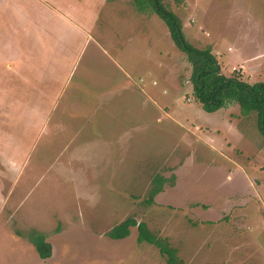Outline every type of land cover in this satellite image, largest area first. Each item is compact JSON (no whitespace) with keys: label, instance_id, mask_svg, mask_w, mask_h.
Listing matches in <instances>:
<instances>
[{"label":"rangeland","instance_id":"rangeland-1","mask_svg":"<svg viewBox=\"0 0 264 264\" xmlns=\"http://www.w3.org/2000/svg\"><path fill=\"white\" fill-rule=\"evenodd\" d=\"M122 3L13 2L19 24L46 45L29 57L67 60L55 80L25 68L14 86L0 84V264H166L137 242L135 226L122 239L106 235L127 217L166 237L183 264H264V136L254 115L235 103L204 111L165 22ZM162 3L188 43L211 47L222 73L264 81V0ZM166 59L173 67L160 66ZM155 174L166 181L147 204ZM31 231L46 236L49 257L22 236Z\"/></svg>","mask_w":264,"mask_h":264},{"label":"trees","instance_id":"trees-1","mask_svg":"<svg viewBox=\"0 0 264 264\" xmlns=\"http://www.w3.org/2000/svg\"><path fill=\"white\" fill-rule=\"evenodd\" d=\"M133 6L140 12L152 11L166 24L169 35L191 66L189 80L192 84V94L206 112H215L233 103L239 107L240 114H253L257 130L264 136V81L246 82L238 74L225 75L221 65L212 53L210 46L195 47L188 43L181 29L179 18L162 3V0H131ZM166 179L155 174L151 180V187L147 204L154 202V196L161 191ZM137 230V242H146L157 247L164 257L166 264H183L177 255V250L166 237L153 233L145 222H137L127 217L106 232L111 239H122L128 236L130 227ZM22 236L29 241L41 258L51 255V245L46 241L43 233L31 231Z\"/></svg>","mask_w":264,"mask_h":264},{"label":"crops","instance_id":"crops-1","mask_svg":"<svg viewBox=\"0 0 264 264\" xmlns=\"http://www.w3.org/2000/svg\"><path fill=\"white\" fill-rule=\"evenodd\" d=\"M14 1L15 0H0V69H3L1 61H3L4 59V62H5L4 68L7 70L6 74L4 73L0 74V84L3 85L4 81L6 80L8 84H10L11 86H14L18 82V80L21 79V76L26 75V73L24 72L25 68L28 70V73L30 75L29 77L36 75L35 77L39 81L46 82L47 80H50V79L52 80L57 79L56 77L60 74L62 70V64L59 62L61 60H67V57L65 58L62 55H59V56L53 55V52L52 54L46 53L44 59L40 63H39V60H36V57H35V56H40V54L37 53V54H34L35 55L34 57H29L30 56L29 54H31V52L33 51L32 48H34V51L35 50L42 51V50H46V45L45 43H43V40L39 38V36L36 33L34 34L32 33L33 36L31 35V27H29L25 23L22 26L19 24V9L20 8H18L17 4L16 5L13 4ZM117 1L121 5H124L122 3L123 0H117ZM25 13H26V10H25ZM139 13L141 17L144 16V18L148 19V15L145 12L139 11ZM21 16L23 20H26V18H28L27 13H26V17L22 13H21ZM62 16L67 21L72 22L69 18L65 17L63 14ZM162 34H164V32ZM165 34L167 38H165ZM165 34L163 38L167 39L170 44L169 38L171 37L169 35V31L168 33L166 32ZM111 35H112V41H113L112 44H116V40L113 39L115 37L114 32H111ZM28 36H30L31 39H28ZM129 37L131 38V40L129 41V43L132 44L131 47L136 46L137 48H139L138 46H140L139 45L140 42L138 43L137 41H135L133 36H129ZM90 39L91 38H89V35H87L86 40H88L89 42ZM23 44L27 46H23ZM26 50H27V53H26ZM76 53H78V56L76 57V60H78L81 57V50ZM169 59H166V63L164 64L161 63L160 66L165 68V66L163 65L168 66L170 64V66L173 67V60L172 59L169 60ZM28 60H30L31 62L28 63ZM50 65H52V67L49 69ZM71 72L69 73V75L71 74ZM29 79L30 78H28L27 81ZM130 80L131 82H134V83H143L144 81L142 77H139L137 80H134L133 78H131ZM152 84L155 85V82L153 81ZM4 90H5L4 88L0 89V95H2V92ZM58 90L59 89L54 88L55 93ZM65 92L66 90L64 91V93ZM162 92L165 93L166 89L163 88ZM56 97L60 98V93H59V97L58 96ZM69 99H66L65 102L68 103ZM49 101L51 102L50 107H54L55 98L53 97V99L52 100L49 99ZM7 164H10V162H7ZM5 165H6V162H5ZM13 168L14 167L12 166V169ZM2 170L0 171L1 176H2Z\"/></svg>","mask_w":264,"mask_h":264}]
</instances>
